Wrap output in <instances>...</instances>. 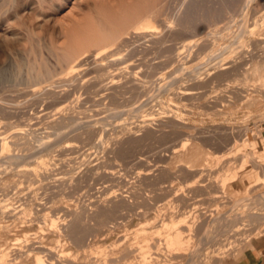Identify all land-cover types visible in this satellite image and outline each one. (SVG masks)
I'll return each instance as SVG.
<instances>
[{
	"label": "rangeland",
	"instance_id": "obj_1",
	"mask_svg": "<svg viewBox=\"0 0 264 264\" xmlns=\"http://www.w3.org/2000/svg\"><path fill=\"white\" fill-rule=\"evenodd\" d=\"M243 2L0 0V264H236L264 252V0L244 17ZM109 23L130 35L61 52L70 32ZM174 227L184 247L168 246Z\"/></svg>",
	"mask_w": 264,
	"mask_h": 264
},
{
	"label": "bare ground",
	"instance_id": "obj_2",
	"mask_svg": "<svg viewBox=\"0 0 264 264\" xmlns=\"http://www.w3.org/2000/svg\"><path fill=\"white\" fill-rule=\"evenodd\" d=\"M40 1H42V0H40ZM187 1V0H186ZM255 1L256 0H244V2H243V6H242V9H241V14H242V11H246V9H248V7L251 5V4H253V3H255ZM34 3V2H33ZM36 4V6H37V3H35ZM35 4H32L31 6L29 5V7H27V8H29V9H32V8H34L35 7ZM42 5H44V4H42ZM184 5V4H183ZM27 6V5H26ZM38 6H40V5H38ZM37 6V7H38ZM45 6V5H44ZM36 7V8H37ZM42 7V6H41ZM4 8V7H3ZM26 8V7H25ZM39 9V8H38ZM41 9V8H40ZM179 9H181V8H179ZM9 10V9H8ZM25 10V9H24ZM27 10V9H26ZM43 10V9H42ZM3 11V10H2ZM12 11V10H11ZM32 11V10H31ZM30 11V12H31ZM36 11V10H35ZM37 11H39V10H37ZM36 11V12H37ZM102 11V10H101ZM33 12V11H32ZM42 12V11H41ZM148 12V11H147ZM239 12V13H240ZM106 13V12H105ZM145 13V12H144ZM152 13H154V14H159V11L157 10H153L152 11ZM36 14V13H35ZM42 14V13H41ZM44 14V13H43ZM153 14H151V16H152ZM19 16V15H18ZM45 16V15H44ZM108 16V15H107ZM110 16V15H109ZM144 16H146L145 14H144ZM244 16H245V14H244ZM243 16V14H242V17H244ZM37 17V16H36ZM38 17L40 18V15H38ZM50 17V16H49ZM238 17V16H237ZM42 18H43V15H42ZM147 16L144 18V19H146L147 20ZM112 19V18H111ZM118 19V18H117ZM139 19V18H138ZM142 20V22L141 21H139V22H137V24H135L134 25V27H132L131 28V30H133V31H135L134 32V34L136 33V34H139V33H141V30H142V26H141V24H143V22L145 21V20ZM149 19H151L150 17H149ZM233 19H235V18H233ZM243 19V18H242ZM242 19H240V20H242ZM244 19H246V18H244ZM109 20V19H108ZM236 20V19H235ZM247 20H248V18H247ZM112 21V20H111ZM234 21V20H233ZM233 21H231V23L233 22ZM243 21V20H242ZM242 21H240L241 23H243ZM245 21V20H244ZM258 21V20H257ZM61 22V21H60ZM59 22V23H60ZM113 22V21H112ZM111 22V23H112ZM135 22V21H134ZM248 23L249 22V20L248 21H245V23ZM70 23L72 24V21H70V19L69 18H66L65 20H63L62 22H61V24H62V26H64V28H70ZM111 23H109L110 25H112ZM114 23V22H113ZM240 23V24H241ZM247 23H246V25H247ZM100 24V23H99ZM103 24V23H102ZM121 24V23H120ZM119 24V25H120ZM233 24V23H232ZM239 24V23H238ZM253 24V23H252ZM101 25V24H100ZM109 25V27H108V29L106 28L105 30L104 29H102L103 31L101 32L99 29H98V31H100V32H98L97 34H96V31H89V32H91V34L88 32L87 33V37H85V33H83L84 34V38L82 37H80V36H82L81 34H80V36L79 35H77V34H75L76 33V31L75 32H70L71 34H69L71 37H72V40L73 41H69V43L67 44V46H65L64 48H62L61 49V52L62 51H64V52H66L68 55L67 56H69V57H72V59H73V56H74V53L76 54V52H77V50L79 49H81V50H87L86 52H83V53H88V52H90L91 50L90 49H93V48H97V49H99V50H97V51H100L101 49V51H103L104 49L106 50V49H109V48H112V47H114L117 43H118V41H120L121 40V38L122 37H124L123 35H127V36H129L130 35V28L128 27V28H125L124 30H126V29H128L127 31H125V32H123V30H121V26L122 27H124L123 25H121V26H119V28L120 29H118V25L116 26V24H115V26H116V28H114L115 26H114V24L112 25V26H110ZM108 26V25H107ZM228 26V25H227ZM233 26V25H232ZM231 26V27H232ZM249 26V25H248ZM89 26H87V28H88ZM91 27V26H90ZM111 27V28H110ZM170 27V26H169ZM226 27V26H225ZM260 27V26H259ZM86 28V29H87ZM93 28V27H92ZM91 28V29H92ZM98 28V27H97ZM100 28V27H99ZM102 28H104V26L102 27ZM228 28V27H227ZM72 29V28H71ZM90 29V30H91ZM123 29V28H122ZM238 29H240L239 31L240 32H242L241 34L239 33V35L238 36H241L242 37V39H243V37H245L244 36V34L245 33H247L246 31H247V26H244L243 24L242 25H240V28H238ZM88 30H89V28H88ZM87 30V31H88ZM78 31V30H77ZM80 32H81V30H80ZM79 32V33H80ZM93 32V33H92ZM95 32V33H94ZM11 33V32H10ZM18 33V32H17ZM21 33V32H20ZM68 33H69V31H68ZM235 33V32H234ZM19 34V33H18ZM27 34V33H26ZM32 34V33H31ZM96 34V35H95ZM52 35V34H51ZM76 35V36H75ZM215 35V34H214ZM15 36V35H14ZM24 36V35H23ZM31 36V35H30ZM78 36V37H77ZM18 37V36H17ZM16 37V38H17ZM20 37V36H19ZM26 37V36H25ZM32 37H34V36H32ZM52 37V36H51ZM213 38V37H212ZM239 39H240V37H238ZM33 39H35V38H33ZM71 39V38H70ZM210 40V39H209ZM21 41V40H20ZM242 41V40H241ZM68 42V41H67ZM66 42V43H67ZM18 43V42H17ZM65 44V43H64ZM20 45V44H19ZM57 45V44H56ZM189 46V44H185L184 45V49H187V47ZM239 46V45H238ZM22 47H24V46H22ZM24 49V48H23ZM22 49V50H23ZM104 50V51H105ZM60 51V50H59ZM100 51V52H101ZM108 51V50H107ZM106 51V52H107ZM65 53V54H66ZM78 53V52H77ZM82 54V53H81ZM79 55H80V53H79ZM79 55H78V57H79ZM81 56H84V55H81ZM75 57H76V55H75ZM80 58V57H79ZM78 59V58H77ZM262 60V59H261ZM58 61V60H57ZM82 61V60H81ZM259 61V60H258ZM76 62V61H75ZM70 64V63H69ZM247 65V64H246ZM12 68V67H11ZM11 68H8V69H5L4 71V77H5V79L7 80V81H9V79L11 78V80H12V78L14 77V76H12L11 77V74L13 73V69H11ZM13 68H15V67H13ZM17 69V68H16ZM76 68H75V66H72L71 67V70H75ZM18 71V70H17ZM68 71V70H67ZM15 72V71H14ZM64 74H65V72H64ZM13 75H16V74H14L13 73ZM62 77H64L63 75H62ZM60 78V77H59ZM67 79V78H66ZM65 79V80H66ZM50 81V80H49ZM53 81V80H52ZM51 82V81H50ZM53 83V82H52ZM72 85V84H71ZM34 86V85H33ZM61 86H63V85H61ZM38 87V86H37ZM56 87V86H55ZM36 88V87H35ZM48 90H49V88H48ZM47 91V90H46ZM43 93H44V91H43ZM54 93V92H53ZM48 94V93H47ZM41 95V94H40ZM38 97V96H37ZM49 98V97H48ZM140 127V126H139ZM27 138V137H26ZM20 141V140H19ZM2 142H4V140H2ZM7 142V141H6ZM37 142V141H36ZM41 142V141H40ZM14 145V144H13ZM59 147V146H58ZM73 147V146H72ZM184 147V146H183ZM3 148V147H2ZM53 152V151H52ZM252 155V154H251ZM248 156V155H247ZM244 157H246V156H244ZM195 161H196V159H195ZM194 162V161H193ZM185 163V162H184ZM197 163V162H196ZM191 164V163H190ZM256 165V164H255ZM194 166H195V164H194ZM188 168H189V166H188ZM23 169V168H22ZM193 169V168H192ZM263 171V170H262ZM28 172V171H27ZM162 172V171H161ZM31 173H32V171H31ZM150 174V173H149ZM28 175V174H27ZM140 175H142V174H140ZM148 176V175H147ZM146 177V176H145ZM175 177V176H174ZM42 179V178H41ZM49 180V179H48ZM55 181V180H54ZM253 190V189H252ZM49 191V190H48ZM53 192V191H52ZM76 192V191H75ZM84 192V191H83ZM248 193V192H247ZM46 195V194H45ZM78 195H80V194H78ZM141 195V194H140ZM122 196V195H121ZM178 197V196H177ZM126 198V197H125ZM130 198V197H129ZM99 199V198H98ZM110 199V198H109ZM180 199V198H179ZM188 199V198H187ZM75 200V199H74ZM126 200V199H125ZM28 201V200H27ZM31 201V200H30ZM72 201V200H71ZM119 201V200H118ZM77 202V201H76ZM103 204V203H102ZM106 204V203H105ZM184 204V203H183ZM92 205V204H91ZM12 206V205H11ZM100 206V205H99ZM98 206V207H99ZM118 206V205H117ZM125 206V205H124ZM38 207V206H37ZM106 207V206H105ZM116 207V206H115ZM67 208V207H66ZM101 208V207H100ZM120 208V207H119ZM33 209V208H32ZM97 209V208H96ZM108 209V208H107ZM135 209V208H134ZM98 210H100V209H98ZM114 210V209H113ZM78 211V210H77ZM110 211V210H109ZM123 211V210H122ZM5 212V211H4ZM108 212V211H107ZM9 213V212H8ZM97 213V212H96ZM99 213H100V211H99ZM118 213V212H117ZM1 214V213H0ZM28 214V213H27ZM75 214V213H74ZM104 214V213H103ZM111 214V213H110ZM115 214V213H114ZM73 215V214H72ZM97 215V214H96ZM95 215V216H96ZM30 216V215H29ZM88 216V215H87ZM94 216V217H95ZM99 216V215H98ZM104 216H107V214L105 215H103V216H101V219L103 220V222H102V220L100 219V216H99V219L98 220H101V225H102V227L104 226L105 227V222L106 221H104V219L106 218V220H107V217H105V218H103ZM115 216V215H114ZM97 217V216H96ZM95 217V218H96ZM79 218V217H78ZM98 218V217H97ZM110 218V217H109ZM14 219V218H13ZM81 219V218H80ZM80 219H79V221L78 220H76V221H74V222H76L77 223V226L81 223V221H80ZM109 220V219H108ZM110 220H112V219H110ZM258 220V219H257ZM51 221H52V219H51ZM60 221V220H59ZM78 221V222H77ZM74 222H73V226H74ZM174 222V221H173ZM172 222V223H173ZM25 223V222H24ZM27 223H28V221H27ZM45 223V222H44ZM76 223H75V225H76ZM99 224H100V222H98ZM109 223V222H108ZM177 223H179V222H177ZM177 223H175L176 225H177ZM174 224V223H173ZM172 224V225H173ZM83 225V224H82ZM107 225V224H106ZM47 226V225H46ZM81 226V225H80ZM80 226H78L77 227V229H76V231L77 230H81V227ZM99 226V225H98ZM175 226V225H174ZM40 227V226H39ZM101 227V226H100ZM102 227H101V229H102ZM103 227V228H104ZM107 227V226H106ZM258 227V226H257ZM109 228V227H108ZM175 229H176V227H174ZM70 229V228H69ZM73 229V228H72ZM173 229V232L171 231V234L170 233H168V235H169V238L167 239V237H166V239L165 240H168L167 242H168V246H174V245H180V247H182L181 245H185V238L183 237L184 235V231L182 230V228L180 229ZM47 230V229H46ZM54 231V230H53ZM61 231V230H60ZM76 231H71V232H76ZM88 231V230H87ZM10 232V231H9ZM70 232V233H71ZM186 232V231H185ZM51 233V232H50ZM57 233V232H56ZM69 233V234H70ZM9 234V233H8ZM80 234V232L79 231H77L76 232V234H75V239L76 240H80V237H78V236H80L79 235ZM111 234V233H110ZM140 234V233H139ZM46 235V234H45ZM48 235V234H47ZM73 234H71L70 236H72ZM85 235V234H84ZM255 235V234H254ZM65 236V235H64ZM74 236V235H73ZM58 238V237H57ZM65 238V237H64ZM138 238V237H137ZM98 239V238H97ZM145 239V238H144ZM62 240V239H61ZM126 241V240H125ZM189 241H190V239L188 240V243H189ZM35 242V241H34ZM146 242V241H145ZM55 243V242H54ZM66 243V242H65ZM147 243V242H146ZM33 244H35V243H33ZM59 244V243H58ZM123 244H124V242H123ZM127 244V243H126ZM190 244V243H189ZM14 245V244H13ZM25 245V244H24ZM28 245V244H27ZM184 245H183V247H184ZM188 245V244H187ZM10 246V245H9ZM20 246V245H19ZM73 246V245H72ZM75 246V245H74ZM135 246V245H134ZM144 246V245H143ZM148 246H149V244H148ZM148 246L146 247L147 249H149L148 248ZM41 247V246H40ZM122 247H123V245H122ZM139 247V246H138ZM177 247V246H176ZM61 248V247H60ZM136 248V247H135ZM145 248V249H146ZM179 248V247H178ZM186 248V247H185ZM13 249H15V248H13ZM22 249V248H21ZM129 249V248H128ZM141 249V248H140ZM180 249V248H179ZM19 250V249H18ZM126 250V249H125ZM62 251H64V250H62ZM31 252V251H30ZM54 252V251H53ZM128 252V251H127ZM10 253V252H9ZM24 254V253H23ZM35 254V253H34ZM46 254V253H45ZM58 254V253H57ZM66 254V253H65ZM28 255V254H27ZM47 255V254H46ZM51 255H53L52 253H51ZM124 255V254H123ZM182 255H184V254H182ZM78 256V255H77ZM185 257V256H184ZM2 258H4V257H2ZM61 258H66V256H64V255H62L61 256ZM28 259H30V258H28ZM37 259V258H36ZM39 259V258H38ZM42 259V258H41ZM55 259V258H54ZM67 259V258H66ZM113 259V258H112ZM23 260V259H22ZM68 260V259H67ZM12 261V260H11ZM38 261V260H37ZM2 262V261H1ZM18 262V261H17ZM39 264H42V261L39 259ZM64 262V261H63ZM107 262V261H106ZM10 263V262H9ZM8 263V264H9ZM105 263V262H104ZM14 264V263H13ZM116 264V263H115Z\"/></svg>",
	"mask_w": 264,
	"mask_h": 264
},
{
	"label": "crops",
	"instance_id": "obj_3",
	"mask_svg": "<svg viewBox=\"0 0 264 264\" xmlns=\"http://www.w3.org/2000/svg\"><path fill=\"white\" fill-rule=\"evenodd\" d=\"M236 264H264V252L256 248L247 249L238 257Z\"/></svg>",
	"mask_w": 264,
	"mask_h": 264
}]
</instances>
